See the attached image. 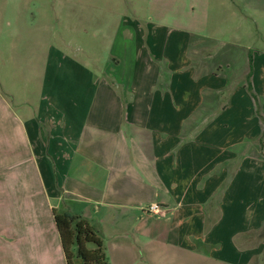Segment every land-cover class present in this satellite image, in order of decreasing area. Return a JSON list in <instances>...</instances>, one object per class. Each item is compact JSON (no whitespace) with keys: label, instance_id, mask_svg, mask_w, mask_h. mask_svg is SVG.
Returning a JSON list of instances; mask_svg holds the SVG:
<instances>
[{"label":"crops","instance_id":"crops-1","mask_svg":"<svg viewBox=\"0 0 264 264\" xmlns=\"http://www.w3.org/2000/svg\"><path fill=\"white\" fill-rule=\"evenodd\" d=\"M211 1L155 0L149 20L124 3L105 59L49 24L13 38L32 70L0 83V264H68L55 212L85 219L107 264H264V8L241 47Z\"/></svg>","mask_w":264,"mask_h":264},{"label":"rangeland","instance_id":"rangeland-1","mask_svg":"<svg viewBox=\"0 0 264 264\" xmlns=\"http://www.w3.org/2000/svg\"><path fill=\"white\" fill-rule=\"evenodd\" d=\"M154 1L0 0V83L3 89L12 91L15 94L18 93V88L30 84L28 72L32 70V52H28L24 47V52L19 56H15L12 51L14 37L24 36V40L27 42V35H35L39 36L41 40L43 32L39 27H43L42 24H49L54 29L57 39L63 40L68 38L75 41V45L71 49L73 57L83 55L80 52V46L86 45L93 51L94 56L96 55L97 58L105 59L109 54L112 40L117 33L118 20L122 16L134 19L137 15V17L141 16L143 18L146 12L147 20H149L148 14L151 6L155 3ZM126 2L136 5L137 13L135 16L131 7L123 5ZM211 3L215 6L214 11L220 15L218 23L213 27L215 29L220 28L221 38L224 41H232L233 44L241 47L255 44L254 38L249 39L244 34V31H249L250 29L252 33L254 32L252 37H255L257 26H251L249 23L246 25L247 21L244 14L250 20L249 18L253 14L250 6H261L264 8V0H221V2L220 0H212ZM245 8L249 10V14L245 12ZM95 19H97L98 27L100 21L104 23V37L99 42L100 44L96 42L92 31L89 30L88 34L82 32L85 25L88 29L94 31ZM262 22L263 16H258V25L264 33V22ZM34 25L38 27H33ZM36 30H38L39 34L34 32ZM53 42L56 44V40H53ZM257 48L264 50V43L257 44ZM9 104L13 107V100ZM15 109L14 104V111H16ZM89 247L93 248L94 245H90Z\"/></svg>","mask_w":264,"mask_h":264},{"label":"trees","instance_id":"trees-1","mask_svg":"<svg viewBox=\"0 0 264 264\" xmlns=\"http://www.w3.org/2000/svg\"><path fill=\"white\" fill-rule=\"evenodd\" d=\"M249 91L257 101L250 85ZM256 104L264 124L261 106L259 102ZM55 221L68 264H107L104 244L85 219L55 212ZM90 245L94 247L90 248Z\"/></svg>","mask_w":264,"mask_h":264},{"label":"built area","instance_id":"built-area-1","mask_svg":"<svg viewBox=\"0 0 264 264\" xmlns=\"http://www.w3.org/2000/svg\"><path fill=\"white\" fill-rule=\"evenodd\" d=\"M148 213L153 215V216H161L166 213V209H164L162 206L159 204H152L148 207L147 209Z\"/></svg>","mask_w":264,"mask_h":264}]
</instances>
